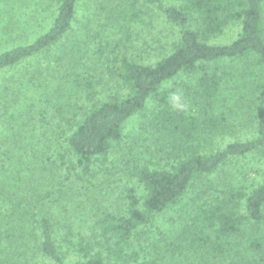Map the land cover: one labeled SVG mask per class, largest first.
Here are the masks:
<instances>
[{"label": "trees", "instance_id": "16d2710c", "mask_svg": "<svg viewBox=\"0 0 264 264\" xmlns=\"http://www.w3.org/2000/svg\"><path fill=\"white\" fill-rule=\"evenodd\" d=\"M2 1L39 8L53 0ZM55 1L57 13L51 27L35 41L2 52L0 72L49 52L75 31L66 44L67 51L57 56L59 62L48 80L32 86L36 89L27 96L24 111L38 114L45 122L49 114L65 122L66 153L60 157L72 161L71 170L78 171L79 178L93 175L95 167L108 160L134 117L140 118L134 140L142 142L144 153L149 154V159L135 164L130 173L141 184L142 194L131 188L126 205L118 211L100 210L101 216L94 223L99 239L68 236L69 250L79 256L73 264H116L112 260L155 264L156 258H141L143 245L137 241L159 214L181 206L187 197L183 207L191 209H182L188 221L182 235L189 246L203 249L205 254L233 255L238 260L232 264H264V178L249 188L237 182L235 175H219L232 158L264 154V131L256 128L260 116L264 117V0H177L176 4L99 0L96 10L102 14L100 28L91 34L90 26H86L84 36L76 31L83 0ZM148 4L159 9L179 31L167 53L154 62L142 63L123 49ZM233 25L240 28L237 37L228 43L216 42ZM116 31H123L125 37L112 44L110 37ZM97 58L105 61L116 81V93L103 92L106 84L100 88L103 80L92 74L90 62ZM171 81L172 86L162 90L150 108L151 95ZM27 119L23 117L21 124L27 125ZM38 128L21 127L16 148L2 149L0 136V156L15 159L21 155L20 162L27 165L30 161L27 168L32 174L36 169L44 174L45 170L56 172L60 167L55 161L58 167L48 165V156L39 160L46 154L29 147V143L34 145L33 139H41ZM42 128L39 133L43 135L47 129ZM225 137L233 140L220 147L219 140ZM6 162L0 158V168ZM36 194L35 202L44 208L42 199L51 191ZM12 209L14 214L9 217L6 209L5 213L0 211V264H19L21 257L24 260L20 263L28 264L30 240L36 243L33 251L55 264H68L50 216L38 214L33 206L29 209L21 202ZM6 242L12 252L5 248Z\"/></svg>", "mask_w": 264, "mask_h": 264}, {"label": "rangeland", "instance_id": "374dc122", "mask_svg": "<svg viewBox=\"0 0 264 264\" xmlns=\"http://www.w3.org/2000/svg\"><path fill=\"white\" fill-rule=\"evenodd\" d=\"M98 1H81L76 21L78 34L84 36L86 26H90L89 33L91 34L100 28L98 20L102 14L100 9L96 10L99 6ZM162 1L165 4L177 3V0ZM47 4L45 7L42 5L39 8H25L19 6V4H7L0 0V54L16 46L35 41L51 27L57 13V2L53 0ZM143 11V18L133 26L130 33L132 39L125 43L126 46L123 51L137 61L151 63L171 49V44L178 36L179 28L172 24L154 5L148 4L143 7ZM239 31L238 25L230 26L226 29L224 36L217 39L216 42L228 43L237 37ZM74 32L66 37L64 43L58 44L49 52L25 60L0 72V136L3 141L2 149L17 147L18 142H20L18 137L21 135V127L32 130L35 126L39 128L42 126V129H47L46 133L42 135L39 133L38 128L36 133L41 136V139H33L34 145L27 141L29 147L32 150L35 147L40 155L46 154L45 156H39V160L46 159L48 156L47 161L51 160L48 165L58 167L54 165L57 163L60 167L56 172L55 169L45 170L46 173L44 174L43 171H37L36 169L32 174L27 168L30 161H27V165L23 164L20 162L22 159L18 158L21 155L14 156L15 159L8 155H1L0 158H4L7 162L4 165L5 167L0 168V179H2V181L0 180V189L4 191L3 194H0V211L5 213L4 210L6 209V215L9 217L14 214L13 205L21 202L24 207L27 206L29 209L33 206L34 211H38V214L50 216L57 230V244L61 252L66 254L68 264H73L79 260V256L74 251L69 250L68 236H74L76 240L80 236L91 241L99 239L97 236L98 230L94 223L101 216L102 212L100 210L118 211L121 206L126 205L125 198L131 188L142 194L141 184L130 173L135 164H143L149 159V154L144 153L145 147L141 145L143 143L134 140L139 133L138 123L140 118L137 116L127 123L124 139L117 145L108 160L104 164L96 166L93 175H85L83 178H79V172L71 170L70 164L72 161H69L67 157H60L61 154L65 155L66 153L67 127L65 122L60 123V118L58 116L51 117V114L47 115L48 122H45L40 119L38 114H27L24 111L29 101L27 96H31L36 89L32 86L36 87V84H44L48 80V75L52 73L53 67L59 62L57 56L61 57L67 51L68 45L66 44ZM124 37L125 33L123 31H116L115 34H111L110 40L112 44H115L118 38ZM92 48L94 47L92 46ZM110 52L111 50L108 48L107 53ZM90 65L93 68L92 74L97 77L96 79L99 78L100 81L103 80L104 82L100 88L106 84V89L103 92L116 93V81L110 77L105 61H100L97 58V60H91ZM172 84L173 81L167 82L156 90L149 98L148 106L152 108L157 102L158 94L162 90L171 87ZM18 99H22L19 101L21 105L17 103ZM23 102L25 107L22 106ZM23 117L24 120L28 118L29 123L27 122V125L21 124ZM36 120L38 121L37 125L34 124ZM256 128L264 131V117L260 116ZM23 134L26 135L25 132ZM251 135L253 134L250 133L249 136ZM231 140H233L232 137L220 139V147L225 146ZM219 175H235L237 182L251 188L253 184L256 185L264 178V154L257 152L245 157L232 158L219 172ZM45 188L47 191H51V195L42 199L43 202H46V206L41 208V204L35 202L39 197L36 192L46 193ZM189 196H191V193H189ZM56 198L58 199L55 200ZM188 198L181 206L159 214L154 222L144 228L145 235L137 241V244L143 245L140 251L141 258H156L155 264L235 263L238 258L233 255L215 256L214 254H205V250H195L188 245L182 235L186 222H188L187 217L184 215L185 211H182V209H191L190 207H183L188 202ZM38 207L41 209H38ZM19 211H23L22 207L19 208ZM39 216H35V221ZM79 230L82 232L80 235L78 234ZM72 231L75 232L72 233ZM29 244L30 246L26 248L27 254H29L28 264H55L53 260L37 253L36 250H32V246L35 248L36 245L34 240H30ZM5 248L12 252L9 242H6ZM99 248L101 249V246ZM22 250L24 248L20 251ZM203 254H205V258H202ZM2 258L5 257L2 256ZM13 258L16 259L15 256ZM23 260L24 258L21 257L19 264ZM109 260L111 259L109 258ZM112 262L122 264V262L114 260Z\"/></svg>", "mask_w": 264, "mask_h": 264}]
</instances>
